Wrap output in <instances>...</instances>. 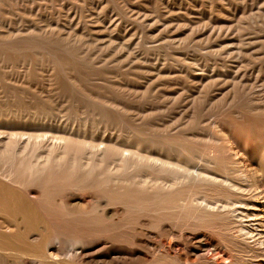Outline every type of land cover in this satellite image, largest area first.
I'll return each instance as SVG.
<instances>
[{
    "label": "bare ground",
    "instance_id": "6f19581e",
    "mask_svg": "<svg viewBox=\"0 0 264 264\" xmlns=\"http://www.w3.org/2000/svg\"><path fill=\"white\" fill-rule=\"evenodd\" d=\"M33 31L0 33L2 51L42 50L52 59L48 81L61 84L55 65H66L64 87L77 92L80 102L83 97L91 101L76 68L82 63L63 60L64 53L76 57L68 34ZM6 92L0 90L1 264H17L18 257L36 264H134L149 262V253L170 257L166 264H264V128L250 135L233 119L214 123L219 144L213 147L211 132L169 135L145 119L132 125L122 108L113 106L105 112L103 127L117 122L114 127L123 128L127 137L97 140L86 137L85 124L56 123L61 113L51 96ZM259 114L264 119V110ZM239 134L254 140L252 148L241 146ZM93 216L95 225L89 224ZM122 226L136 233L129 241L106 234ZM222 231L224 241L212 235ZM72 241L82 252L75 259L66 255Z\"/></svg>",
    "mask_w": 264,
    "mask_h": 264
},
{
    "label": "rangeland",
    "instance_id": "374dc122",
    "mask_svg": "<svg viewBox=\"0 0 264 264\" xmlns=\"http://www.w3.org/2000/svg\"><path fill=\"white\" fill-rule=\"evenodd\" d=\"M0 23L3 35L19 32L26 35L33 30H38L33 31L36 33L51 31L62 38L68 34V44L74 47L76 57L72 59L64 53L63 60L82 63L76 68L93 94L89 95L91 101L83 97L80 102L77 92L64 87L67 78L63 67L66 65L59 68L55 65L57 71H53L61 84L49 82L50 73L46 70L52 59L38 49L3 52L0 47V90L5 89L12 95L19 91L28 97L43 95L47 99L51 96L53 101L48 100L62 114L55 122L85 124L86 137L97 140L127 137L123 128L114 127L117 122H112V128L103 127L105 112L113 106L121 107L125 121L132 125L145 119L169 135L180 131L211 132L215 137L211 141L213 147L219 144L216 126L226 124L229 119L242 126L246 134L260 133L264 128V119L259 114L264 110V0H0ZM108 36L114 39L106 38ZM81 112H84L82 116ZM238 137L244 148L255 144L251 137L245 139L242 134ZM68 180L75 179L70 176ZM97 220L93 216L89 224L95 225ZM106 232L122 242L136 234L128 226H122L114 235L110 230ZM218 234L212 235L224 241V231ZM228 241L225 242L230 245ZM71 243L73 246H68L66 255L75 259L82 252L79 243ZM97 248L99 245L92 249ZM149 255L153 256L149 262L136 260L133 263H171L170 257ZM3 261L0 258V264ZM16 261L17 264H36L21 257Z\"/></svg>",
    "mask_w": 264,
    "mask_h": 264
}]
</instances>
